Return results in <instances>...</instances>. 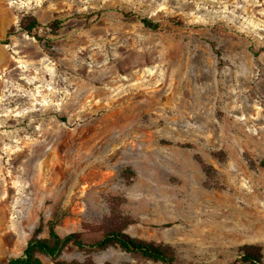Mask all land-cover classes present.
<instances>
[{"label": "rangeland", "instance_id": "374dc122", "mask_svg": "<svg viewBox=\"0 0 264 264\" xmlns=\"http://www.w3.org/2000/svg\"><path fill=\"white\" fill-rule=\"evenodd\" d=\"M50 221L180 264L264 253V0H0V264ZM41 259L162 264L72 245Z\"/></svg>", "mask_w": 264, "mask_h": 264}, {"label": "trees", "instance_id": "16d2710c", "mask_svg": "<svg viewBox=\"0 0 264 264\" xmlns=\"http://www.w3.org/2000/svg\"><path fill=\"white\" fill-rule=\"evenodd\" d=\"M128 17L137 18L145 28L157 31L159 23L135 14H124ZM60 26V22H56ZM40 27L36 18H27L22 22V29L32 34ZM49 237L45 239L32 238L22 256L11 259L7 264H44L41 256L50 258L58 257L68 246H75L79 249H107L117 247L127 253H135L143 259L162 264H180L175 250L169 246H163L152 241H145L131 237L122 231L107 232L102 239L92 244L82 239V234L72 233L61 237L56 231V223L48 222ZM36 233H39L37 230ZM240 260L245 264H263V246L259 244H246L240 248Z\"/></svg>", "mask_w": 264, "mask_h": 264}]
</instances>
